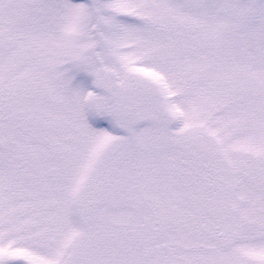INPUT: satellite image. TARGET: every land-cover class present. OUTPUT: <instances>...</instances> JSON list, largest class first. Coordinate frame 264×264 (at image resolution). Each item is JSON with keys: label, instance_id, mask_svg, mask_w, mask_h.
I'll use <instances>...</instances> for the list:
<instances>
[{"label": "snow or ice", "instance_id": "6c2138e0", "mask_svg": "<svg viewBox=\"0 0 264 264\" xmlns=\"http://www.w3.org/2000/svg\"><path fill=\"white\" fill-rule=\"evenodd\" d=\"M0 264H264V0H0Z\"/></svg>", "mask_w": 264, "mask_h": 264}]
</instances>
